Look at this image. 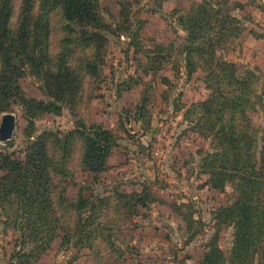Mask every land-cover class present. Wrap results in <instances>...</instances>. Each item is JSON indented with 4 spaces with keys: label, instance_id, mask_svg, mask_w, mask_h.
I'll list each match as a JSON object with an SVG mask.
<instances>
[{
    "label": "trees",
    "instance_id": "1",
    "mask_svg": "<svg viewBox=\"0 0 264 264\" xmlns=\"http://www.w3.org/2000/svg\"><path fill=\"white\" fill-rule=\"evenodd\" d=\"M117 1L122 22L114 27L105 17L103 0H0V124L19 105L29 138L23 156L0 147V222L14 239L6 264H37L57 241L64 249L89 248L96 264H127V254L136 251L139 218L148 217L151 206L161 201L147 182L131 191L114 186L107 193L87 192L90 187L84 184L69 196L67 185L75 175L70 164L78 150L80 169L96 181L110 168L121 135L103 123L78 117L69 130L36 132V120L46 113L60 115L65 108L77 113L96 96L110 34L118 30L151 60L146 72L164 62L184 69L188 77L203 72L207 97L190 105L179 103L176 110L182 112L188 132L210 142L209 149L199 151L198 172L206 175L201 186L225 192L232 185L234 197L214 209L213 234L199 264H264V134L253 118L264 109V91L255 67L222 55L245 27L235 12L245 3L197 0L177 11L176 21L185 32L179 43L145 49L140 42L144 21L133 19L132 0ZM166 1L155 0V11ZM26 76L40 81L45 97L26 95L20 82ZM146 91L136 117L150 130ZM170 206L186 225L189 243L205 223L195 217L192 203L175 201ZM230 226L234 237L227 253L220 238Z\"/></svg>",
    "mask_w": 264,
    "mask_h": 264
},
{
    "label": "rangeland",
    "instance_id": "2",
    "mask_svg": "<svg viewBox=\"0 0 264 264\" xmlns=\"http://www.w3.org/2000/svg\"><path fill=\"white\" fill-rule=\"evenodd\" d=\"M195 1L169 0L155 11V0H132L133 19L144 21L141 45L145 49H153L158 43H179L185 32L176 22L177 11H185ZM240 1L245 3V7L235 12L245 27L240 37L232 40L222 51V55L228 60L255 67L261 77L259 89L264 91V0H251V3L250 0ZM103 6L107 8L105 17L114 27L115 23L122 22L117 0H103ZM120 32L110 34L103 82L95 91L96 96L89 103L86 100L77 113L68 108L60 115L46 113L36 120V132L45 129L69 130L74 127L78 117L101 122L118 132L121 139L110 157V168L97 181L80 169V150L76 152L70 164L75 175L67 185L69 196L76 195L84 184L90 187L87 192L92 190L96 193H107L114 186L131 191L141 188L144 182L151 184L161 201L151 206L148 217L139 218L141 226L134 241L136 251L127 254L126 263L137 264L141 260L144 264H199L204 244L213 234L214 209L231 202L234 197L232 185L225 192H215L201 186L206 175L198 172L199 151L209 149L210 142L188 132V124L183 120L182 113L176 110L179 103L190 105L207 97L209 90L203 81V72L198 71L188 77L184 69L175 70L172 63L166 62L161 68L146 72V64L151 60L144 51L136 50L130 42L131 37ZM163 77L169 78L171 83L164 82ZM20 82L27 96L45 97L36 77L26 76ZM124 82L128 85H123ZM125 86H130V89ZM146 87L152 113L150 130L144 127V119L138 120L136 117L137 105ZM11 112L17 117V128L11 140H0V147L23 156L29 139L26 136L28 121L21 106H15ZM253 118L255 125L263 131V136L264 109L255 112ZM8 142L12 144L7 145ZM175 201L192 203L195 217L206 225L189 243L186 225L171 210L170 205ZM233 231L234 227L230 226L221 233L220 244L227 253L233 244ZM13 248L12 232H4L0 222L1 264H6ZM103 248V254L108 255L107 247ZM90 252L87 247L66 251L57 241L37 264H73L75 256H78L77 261H88L86 257ZM85 264H90V261Z\"/></svg>",
    "mask_w": 264,
    "mask_h": 264
},
{
    "label": "water",
    "instance_id": "3",
    "mask_svg": "<svg viewBox=\"0 0 264 264\" xmlns=\"http://www.w3.org/2000/svg\"><path fill=\"white\" fill-rule=\"evenodd\" d=\"M16 128H17L16 115L12 112L5 113L2 117L0 124V140L3 142L11 140L13 138Z\"/></svg>",
    "mask_w": 264,
    "mask_h": 264
},
{
    "label": "crops",
    "instance_id": "4",
    "mask_svg": "<svg viewBox=\"0 0 264 264\" xmlns=\"http://www.w3.org/2000/svg\"><path fill=\"white\" fill-rule=\"evenodd\" d=\"M167 1H169V0H167ZM166 1V2H167ZM177 22V21H176ZM182 113V112H181ZM182 116H183V114H182ZM171 207V206H170ZM172 210V209H171ZM139 230V229H138ZM71 250H79V248H69V249H66V251H71ZM162 250H164V248H162ZM163 252V251H162ZM76 258L72 261V262H74L73 264H85V262H88V261H90V264H96V262H95V260H94V258H93V256H92V253L90 252L89 254H88V257H86V258H88V261H86V259L84 260V261H77V259H78V256H75ZM76 260V261H75ZM162 260H164V257H162ZM2 261V260H1ZM1 264V263H0ZM138 264V263H137Z\"/></svg>",
    "mask_w": 264,
    "mask_h": 264
}]
</instances>
